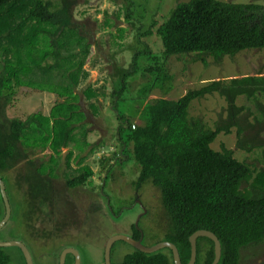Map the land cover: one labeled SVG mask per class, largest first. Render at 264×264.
I'll use <instances>...</instances> for the list:
<instances>
[{
	"label": "trees",
	"instance_id": "trees-1",
	"mask_svg": "<svg viewBox=\"0 0 264 264\" xmlns=\"http://www.w3.org/2000/svg\"><path fill=\"white\" fill-rule=\"evenodd\" d=\"M78 4V0H0V177L10 207L11 200L18 204L13 217L23 227L21 236L33 245L52 244L49 254L53 252L54 262L61 249L72 245L61 244L67 242L62 232L74 222L69 212L60 210V201L67 202L62 191L90 184L93 176L80 156L76 173H63V188L53 183L59 175L57 159L62 149L71 143L77 147L89 145L91 129L82 110L83 98L94 112L97 109L90 101L98 96V89L90 84L79 87L88 75L84 64L93 42L83 21L75 18ZM156 34L165 60L147 56L154 63L145 69L156 72V76L143 90L146 99L155 89L167 92L170 85L163 83L171 84L172 80L165 68L169 56L193 54L206 65L208 57L219 62L244 50L264 48V5L187 0L174 6ZM138 54L132 56V71L137 67ZM20 88L54 94L49 112L8 117L6 110ZM213 94L226 106L222 108L225 115L219 113L210 128L203 117L191 115L189 107L193 100ZM239 97L252 107L238 104ZM110 107L114 109V105ZM139 113L143 122L135 124L115 112L113 137L118 150L103 156L100 163H106L107 171L131 156L139 166L133 182L135 192L147 183L158 188L163 209L162 241L176 246L181 264L190 259L188 238L197 230H208L219 240L217 264H264V257L248 263L261 254L253 250L264 246V156L257 167L245 158L237 159L234 149L211 147L219 133H234L236 149L251 151L264 146V74L210 79L178 98L148 99ZM100 143L97 141L94 147ZM94 147L92 144L90 149ZM129 150L131 155L127 154ZM39 153L48 154L47 161H38ZM71 156L69 151L67 166ZM15 169L11 180L7 172ZM4 212L0 195V220ZM118 214L115 212V217ZM131 230L133 239L141 238L134 224ZM117 242L111 247L110 257ZM9 247H0V264H10ZM131 248L121 261L111 260V264H173L168 248L151 253ZM213 258V241L198 237L194 264H210ZM73 262V256L67 255L64 264ZM22 264H26L24 257Z\"/></svg>",
	"mask_w": 264,
	"mask_h": 264
},
{
	"label": "rangeland",
	"instance_id": "rangeland-1",
	"mask_svg": "<svg viewBox=\"0 0 264 264\" xmlns=\"http://www.w3.org/2000/svg\"><path fill=\"white\" fill-rule=\"evenodd\" d=\"M184 1L187 0H78L79 4L75 7V18L83 21L93 42L90 55L84 64L88 75L79 87L90 84L93 89H98V96L90 101L97 106L96 112L83 98L82 110L87 114L88 122H90L88 128L91 129L87 140L90 146L93 144V147L97 141L101 143L97 148L95 146L92 149L89 145L77 147L73 143L63 148L57 159L60 165L59 175L53 183L62 189L65 181L64 174L70 176L76 173L80 156H82V164L89 165L93 171L90 184L81 188H65L62 194L68 203L60 201L62 213L69 212V217L74 221L67 231L62 232V237L67 242L61 244L69 242L75 247L80 255V264H104V246L108 237L113 234L130 236L131 226L139 215L137 229L141 232L142 244L151 246L163 240V209L158 188L147 183L136 194L133 182L137 178L139 166L131 156L124 161H118L107 171L106 163H100L103 156L118 150L113 137L115 112L124 114L127 121H134L135 124L142 123L143 119L139 110L148 99L178 98L188 89L199 87L201 83L210 79L264 74V48L244 50L233 57L226 56L219 62L208 57L206 65L196 60L193 54L173 55L165 61L166 71L172 77L171 84L163 83L164 86L170 85L167 92L155 89L146 99L143 90L149 88L156 76V72L151 74L145 69L154 63L153 59L147 56H156L161 62L165 60L161 58L162 44L156 29L169 16L174 6ZM223 1L253 2L264 5V0ZM126 14L127 18H125ZM148 50H151L150 54L146 53ZM136 52L140 54L137 55V67L132 71L129 65ZM127 71L129 73L125 74ZM54 100L55 95L52 93L20 88L6 113L8 117L18 118H24L34 111L47 114ZM237 103L252 107L251 103L243 97H239ZM111 105H114V109L110 107ZM225 106V101L217 94H213L203 99L193 100L189 108H191V115L203 117L209 124L207 126L213 128L212 123L217 120L218 114ZM222 113L225 115V110ZM235 140L234 133H219L211 143V147L219 150L223 145L234 149V156L237 159L245 158L244 161L247 163L251 165L255 163L259 167L262 163L261 157L264 156V146L251 151L236 149ZM69 151H72V156L67 166ZM127 154L131 155V151L129 150ZM37 157L38 161L39 159L47 161L48 154L39 153ZM16 171L17 169L7 172L11 180ZM136 198L141 205L132 207ZM13 201L11 200L10 218L0 229V240L22 241L30 252L33 264H57L58 261L54 262L52 259L53 252L52 255L49 254L53 251L52 244L33 245L21 236L23 227L21 228L20 223L16 222L17 218L13 217L17 214L18 204ZM95 205H98L99 209L94 208ZM107 209L114 214L119 211L120 216L112 217V213L110 214ZM102 217L105 219L103 223H101ZM15 222L16 226H14ZM91 223L93 226H90ZM48 227L51 226L48 225ZM131 249L130 245L118 241L112 250L111 260L121 261ZM260 251L261 254H259ZM254 252H259V255L249 259L248 263L263 259L264 246L262 250L260 248L253 250ZM8 253L10 264L23 263V254L19 248L10 246Z\"/></svg>",
	"mask_w": 264,
	"mask_h": 264
},
{
	"label": "water",
	"instance_id": "water-1",
	"mask_svg": "<svg viewBox=\"0 0 264 264\" xmlns=\"http://www.w3.org/2000/svg\"><path fill=\"white\" fill-rule=\"evenodd\" d=\"M0 195L2 197L4 208H5L4 215H3L2 219L0 220V229H2L6 225V223L8 222V220L10 218L11 207H10V203H9V200H8V197L6 194L5 184H4V181L2 180L1 177H0ZM139 217H140V215L137 217V220L134 223L135 227H137V222H138ZM198 237H207L211 241H213L214 258L210 264H217L219 261V258H220V254H221L220 242L217 239V237L212 232H210L208 230H197L189 236L188 240L190 243V259L187 262V264H194L195 263V260H196V241H197ZM116 241H123V242L127 243L128 245H130L131 247H133L139 251L145 252V253H151V252H155V251L162 249V248H168L171 250V253H172L173 264H181L178 250H177L176 246L174 244H172L171 242L160 241V242H157L151 246H145L142 244L141 238L135 240L131 236H127L124 234H113L110 237H108V239L105 242V246H104V254H103L104 264H111L110 251H111V247H112L113 243ZM9 246L18 247L23 254V257L25 259L26 264H33V260H32V257L30 255V252L27 249L26 245L22 241L14 240V239L13 240H5V241L0 240V247H9ZM67 254L73 255V257H74L73 264H80L79 252L75 248H72V247L64 248L60 252L59 257H58V264H64Z\"/></svg>",
	"mask_w": 264,
	"mask_h": 264
},
{
	"label": "flooded vegetation",
	"instance_id": "flooded-vegetation-1",
	"mask_svg": "<svg viewBox=\"0 0 264 264\" xmlns=\"http://www.w3.org/2000/svg\"><path fill=\"white\" fill-rule=\"evenodd\" d=\"M136 194H137V193H136ZM138 201H139L138 198H136L135 202L132 204V207H136L137 205H138V206L141 205V204L139 203L140 201H139V202H138ZM109 209H110V208H109ZM109 211H110V210H109ZM111 213H112V212H110V214H111ZM111 216H112V217H115L116 215H115L114 213H112ZM67 247L75 248L73 245H71V246H67ZM67 247H64V248H67ZM64 248H63V249H64ZM63 249H61L60 252H61ZM60 252L58 253L57 261H58V257H59ZM67 255H69V254H67ZM67 255H66V256H67ZM70 255H71V254H70ZM72 256H73V255H72ZM50 258H51V257H50ZM73 258H74V257H73ZM52 259H54V258L52 257ZM57 264H58V263H57Z\"/></svg>",
	"mask_w": 264,
	"mask_h": 264
}]
</instances>
